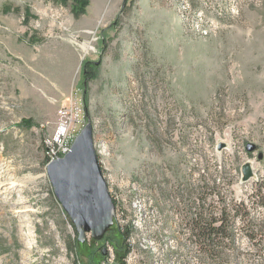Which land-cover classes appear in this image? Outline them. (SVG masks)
Masks as SVG:
<instances>
[{
  "label": "rangeland",
  "instance_id": "rangeland-1",
  "mask_svg": "<svg viewBox=\"0 0 264 264\" xmlns=\"http://www.w3.org/2000/svg\"><path fill=\"white\" fill-rule=\"evenodd\" d=\"M88 121L132 226L167 210V244L197 264H264V0H0V264L101 263L105 240L73 244L46 173ZM143 191L161 216L131 212ZM201 197L235 215L224 258L186 226Z\"/></svg>",
  "mask_w": 264,
  "mask_h": 264
},
{
  "label": "water",
  "instance_id": "water-1",
  "mask_svg": "<svg viewBox=\"0 0 264 264\" xmlns=\"http://www.w3.org/2000/svg\"><path fill=\"white\" fill-rule=\"evenodd\" d=\"M253 149V145H247ZM46 173L53 193L75 228L76 239L85 243L90 237L101 240L113 227L115 205L94 147L91 121L73 138L63 156L50 160ZM243 179H248L251 167H242ZM105 249L102 250L104 255Z\"/></svg>",
  "mask_w": 264,
  "mask_h": 264
},
{
  "label": "bare ground",
  "instance_id": "bare-ground-1",
  "mask_svg": "<svg viewBox=\"0 0 264 264\" xmlns=\"http://www.w3.org/2000/svg\"><path fill=\"white\" fill-rule=\"evenodd\" d=\"M66 129H67V126L65 124H62L59 128V133H64ZM106 182L108 185L109 184V176L106 178ZM148 194L149 193H146L144 191L139 192L133 196V199L130 197V201H129L130 205H131V207H129V209L133 210V211L131 210V212L135 213V209H136L135 203L139 204V206H141L143 208V213L138 212V215L141 217L140 219H143V221H146V219L154 218L156 216V214L161 216V210L159 209L158 203L156 202V200H158V199L156 197H153L151 194H149V195ZM120 197H122V196H120ZM134 199H135V202H133ZM124 200H125V198H124ZM118 205L121 206V208H123L124 211H126L123 204L119 201V198H118ZM166 207H167V204H166ZM26 210L29 211V208L24 209V211H26ZM165 211H167V210L163 211L164 216L166 214ZM164 216L162 215V217L160 218V227L158 228V230H153L150 227V225H148V226L144 225L143 226V228L145 227L144 230L142 232H140L141 230L139 231L137 228H135V227H137L136 224L134 223V226H132L131 222H130V220H132V223L134 221L135 222L138 221V216H136V214H135L134 218H132V217H130V215H127V212H126L127 226H129V231L131 233V237H133V240H134L133 252L143 253V258L148 259V261L147 260H138V262L136 264H192L189 261L191 259H189V257L186 256L185 249H183L181 246H179V244L177 242H175L173 240H169V242L167 244V236L168 235H167V226H164V224H163ZM130 218H132V219H130ZM145 239L148 240V245L140 241V240H145ZM167 245L170 246V248L172 247L173 249L171 248L172 250L171 249L169 250ZM197 263H198L197 261H193V264H197ZM124 264H134V263L124 262Z\"/></svg>",
  "mask_w": 264,
  "mask_h": 264
},
{
  "label": "trees",
  "instance_id": "trees-1",
  "mask_svg": "<svg viewBox=\"0 0 264 264\" xmlns=\"http://www.w3.org/2000/svg\"><path fill=\"white\" fill-rule=\"evenodd\" d=\"M55 1V0H54ZM86 1L82 2L81 10L85 6ZM204 189V194L206 193ZM210 191V190H209ZM211 194L214 193L213 189L210 191ZM218 193V192H215ZM254 195L259 198L258 203L264 207V182H258L255 187ZM205 199L201 197L202 204L199 207L197 212H193L190 216H188L186 226L190 228L191 237L195 240H198L200 245L199 252L205 258L212 259H221L225 257V253L223 252L222 242L224 239L228 237H233V233L230 231V228L234 226L235 215L230 216L227 212V207L222 206L220 208V217L216 218L212 214L213 206L207 205L205 206ZM233 209V208H232ZM238 209H235V213ZM205 211L209 212L208 216L205 214ZM231 217V218H230ZM217 221H220L219 224H215ZM73 230L75 232V228L72 225ZM248 237H254L255 234L253 231L249 232ZM103 240H109L114 248L121 250V257L126 253V247L124 245V236L123 232L121 233L116 228L113 227L104 235ZM76 242V232H75V240L73 244ZM72 244V245H73ZM188 249V247H186ZM186 249V250H187ZM189 250V249H188ZM95 250L90 254V258L93 259ZM198 255V254H197ZM199 257V256H198Z\"/></svg>",
  "mask_w": 264,
  "mask_h": 264
},
{
  "label": "built area",
  "instance_id": "built-area-1",
  "mask_svg": "<svg viewBox=\"0 0 264 264\" xmlns=\"http://www.w3.org/2000/svg\"><path fill=\"white\" fill-rule=\"evenodd\" d=\"M66 131V130H65ZM65 133V132H64ZM63 134V133H60ZM71 144H62L60 149L52 153V159L58 158V156H63L69 150ZM51 159V160H52ZM111 178L109 177V180ZM111 198L115 205V216H114V225L116 228L124 235V245L126 247V253L122 259L121 264L124 262H132L136 264L138 260H147V258H143V253L133 252V237H131V233L129 231V226H127V219H126V211L118 205V198L114 192H112L111 188L108 187ZM113 225V226H114ZM105 249V254L102 256V260L100 264H113L115 262V253H114V246L109 240H105V244L103 246ZM177 254V253H176ZM190 263L193 264V261L196 260H189Z\"/></svg>",
  "mask_w": 264,
  "mask_h": 264
},
{
  "label": "flooded vegetation",
  "instance_id": "flooded-vegetation-1",
  "mask_svg": "<svg viewBox=\"0 0 264 264\" xmlns=\"http://www.w3.org/2000/svg\"><path fill=\"white\" fill-rule=\"evenodd\" d=\"M101 254H102V252H101Z\"/></svg>",
  "mask_w": 264,
  "mask_h": 264
}]
</instances>
